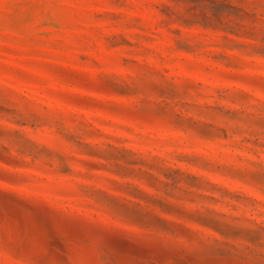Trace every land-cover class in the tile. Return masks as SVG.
<instances>
[{"label":"rangeland","instance_id":"1","mask_svg":"<svg viewBox=\"0 0 264 264\" xmlns=\"http://www.w3.org/2000/svg\"><path fill=\"white\" fill-rule=\"evenodd\" d=\"M0 264H264V0H0Z\"/></svg>","mask_w":264,"mask_h":264}]
</instances>
